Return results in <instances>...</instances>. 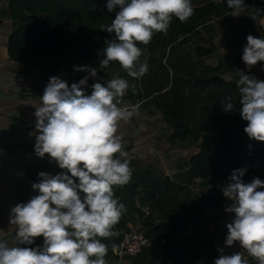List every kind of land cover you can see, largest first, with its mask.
<instances>
[{
  "label": "clouds",
  "instance_id": "obj_1",
  "mask_svg": "<svg viewBox=\"0 0 264 264\" xmlns=\"http://www.w3.org/2000/svg\"><path fill=\"white\" fill-rule=\"evenodd\" d=\"M227 6V15L234 18L250 9L264 11L245 0H227ZM106 8L115 17L100 30L115 39L106 40L100 68L118 62L133 80L149 70L138 45L148 46L156 34L166 36L174 18L186 23L195 14L191 0H107ZM246 41L241 59L250 72L264 62V37L249 34ZM73 71L87 75L71 85L60 76L50 77L41 103L33 105L35 132L29 135L35 137L34 154L41 160L47 157L60 171H40L38 182L31 185L37 194L11 208L15 233L12 245L0 240V264H108V246L102 241L119 234L114 229L126 211L114 188L127 185L133 172L120 128L138 114L139 105L120 106L129 89L135 91L128 79L95 82L88 94L89 78L98 77L97 69L74 66ZM224 79L239 90V114L247 122L249 140L264 142V80L241 70ZM222 103L224 112L233 113V103ZM247 171L232 170L222 188L231 201L224 211L232 219L213 264H249L248 257L264 264V180L246 182ZM39 238L42 244L36 243ZM237 244L239 251L225 254V248Z\"/></svg>",
  "mask_w": 264,
  "mask_h": 264
},
{
  "label": "crops",
  "instance_id": "obj_2",
  "mask_svg": "<svg viewBox=\"0 0 264 264\" xmlns=\"http://www.w3.org/2000/svg\"><path fill=\"white\" fill-rule=\"evenodd\" d=\"M254 1L256 0H251L247 5L259 9ZM247 2L248 0H245V3ZM249 34L264 37L263 11L258 14L250 9L235 18L230 15L211 18L204 28H200L198 38L191 37L177 47L174 58L183 62V67L195 63L192 69L199 74L206 72V67L218 69L217 74L223 80L226 76H235L239 70L251 74L241 59L243 47L247 42L246 37ZM7 42H2L0 39V149H2L0 152V187H2L0 240L12 245L15 226L9 222L10 210L17 203L27 202L31 196L37 194L31 185L38 182V173L46 171L54 175L60 171L55 164L48 162L47 157L41 160L34 154L35 137L29 135L35 132L36 109L33 105L41 103L40 96L43 95L50 77L60 76L71 85L87 75L86 72H74L73 67L89 66L97 69L98 77L89 78V87L86 88L88 94H91V84L106 82L116 76L126 78L130 84H135V91L130 88L120 105L121 107L139 105L138 114L130 122L121 124L124 150L128 153L132 169L145 168L154 171L160 181L169 180L170 185L175 187L172 195L165 192L160 195L161 204L158 206L160 211L154 216L150 228L173 222L172 217L175 214L185 215V217L177 215L175 220H187L181 233L169 235L155 247L145 250L142 257L126 259L123 264H197L201 260L204 264H213L214 259L219 255L217 248L224 247V239L227 235L226 224L222 223V219L226 217L232 219V214L224 211L225 205L230 204L231 201L223 196L222 191L216 196V190H222L227 183L234 164L223 163L221 168L216 169L219 175H215L214 179L208 177L195 178L191 182L187 180L186 172L189 169L187 163L190 159V157L186 158L187 150H184L178 142L169 143L172 131L166 128L167 119L162 114L163 107L157 102L153 106L150 103L151 96L147 95L150 85L140 84L149 74H155V68L159 67L160 60L164 59L165 62L169 51H161L156 45L149 44L146 47L142 45L141 60L147 62L149 70L140 80H133L127 76L118 62L111 63L107 68H100V61L104 58L103 52L100 51L90 59H76L74 56L72 58L70 53L62 61L26 57L14 62L9 58ZM200 49L209 50L210 53L201 56ZM252 70L255 74L261 75L260 62ZM5 76L10 78L7 80ZM161 155L167 162L162 161ZM193 155L195 154L191 156ZM151 157L158 162L151 160ZM244 167L248 169L243 177L246 182L259 176L258 170H261L258 163L246 161L238 166V168ZM177 185L187 188L188 192L183 190L186 194L185 198ZM200 209L204 211L198 215ZM143 211L146 212L145 209ZM138 219L139 216L128 224L129 230L125 234L140 226ZM36 243L42 244V238L37 239ZM114 249L112 246L108 249V253L114 252ZM235 251V246L225 248V254ZM106 260L108 264H112L108 254Z\"/></svg>",
  "mask_w": 264,
  "mask_h": 264
},
{
  "label": "trees",
  "instance_id": "obj_3",
  "mask_svg": "<svg viewBox=\"0 0 264 264\" xmlns=\"http://www.w3.org/2000/svg\"><path fill=\"white\" fill-rule=\"evenodd\" d=\"M254 2L259 4V0ZM106 3L107 0H9L6 10L15 26L7 42L9 58L14 62L26 57L62 61L70 53L76 59L93 58L97 51L103 52L106 40L115 39L114 34L100 30L102 25L110 24L115 17V13H108ZM191 3L195 14L188 22L180 23L174 18L168 34H156L150 43V46H159L161 51H169L166 63L170 64L168 66L175 81L171 89L163 93L167 95L171 92L172 96L160 105L164 106L162 114L172 131L169 143L178 142L180 146H185V142L191 139L199 142V152L191 156L187 163L189 182L195 178L214 179L218 174L216 169L221 168L223 163L230 162L234 164V169H238L246 161L260 165L258 177L264 180V142L249 140L244 132L247 122L239 114L240 93L235 83H226L218 76V69L206 67V72L199 74L192 69L195 63L186 68L183 62L174 58L177 47L191 37L198 38L200 28H204L211 18H222L231 12L227 0H191ZM249 3L251 0L246 4ZM1 24L0 21V27ZM200 50L201 56L210 53L209 50ZM188 62L191 63L190 59ZM262 64L264 62H260ZM176 74L183 77L185 83L176 80ZM259 79L264 80V70ZM224 101L233 103V113L223 111ZM170 183L169 180L160 181L154 171L139 168L133 169L127 185L114 188L115 197L126 206V211L114 229L119 234L102 241L108 249L119 243L129 230L128 224L137 216L145 237L157 245L169 235L184 230L187 220H175L177 215L185 217L184 213L175 214L172 217L174 221L169 224L150 228L154 216L160 211V195L164 192L172 195L175 190ZM176 187L188 192L185 187ZM221 191L216 190V196ZM203 211L200 209L198 215ZM144 252L131 259L142 257ZM108 257L112 262L117 259L113 251H109Z\"/></svg>",
  "mask_w": 264,
  "mask_h": 264
},
{
  "label": "rangeland",
  "instance_id": "obj_4",
  "mask_svg": "<svg viewBox=\"0 0 264 264\" xmlns=\"http://www.w3.org/2000/svg\"><path fill=\"white\" fill-rule=\"evenodd\" d=\"M8 2H9V0H0V21L2 22V25L0 27V39L2 40V42H7L9 35L11 34V32L13 31V29L15 27L14 24L12 23V20L9 17L7 10H6ZM72 58H73V55H72ZM168 64L166 63V60H165V62L163 61V59L160 60L159 67L157 66L155 68V71H154L155 74L154 75L149 74L148 78L143 83H140L142 85H144V84L150 85V89L148 90L147 95L151 96L150 101L153 99L150 102L153 106H154L155 102H157L160 105L161 104L163 105L165 103L166 99L168 97L172 96L171 92L168 93L167 95H163L164 92L171 89L173 82H175L173 80V77H172L173 76L172 70L169 69ZM254 72L255 71L251 69L250 75H254L256 78L259 79L260 75L258 73L255 74ZM1 77H4V76L1 75ZM5 77L7 78V80L10 78L7 76H5ZM182 78L183 77H180L178 74L175 75L176 80L179 79L180 82L185 83ZM200 87H202V86L200 85ZM197 88H199V86H197ZM164 89H165V91H163ZM183 93L184 92L182 91L181 95ZM153 97H155V98H153ZM151 104H149V106ZM162 111L164 112L165 109H163ZM165 125H166V128L171 131V127L168 124V122H166ZM188 141H186L185 146H183L184 150H187L186 153L188 155H186V158H189V157H191L192 154H196L199 152V149H198L199 142L196 141L195 139H191L189 142ZM156 158H157V156H156ZM160 158L163 159L162 161L167 162V160L164 159L163 155H161ZM151 160L158 162L153 157H151ZM0 191H2V187H0ZM222 221H223L222 223L226 224L227 222L231 221V218L226 217L225 219H222Z\"/></svg>",
  "mask_w": 264,
  "mask_h": 264
},
{
  "label": "built area",
  "instance_id": "obj_5",
  "mask_svg": "<svg viewBox=\"0 0 264 264\" xmlns=\"http://www.w3.org/2000/svg\"><path fill=\"white\" fill-rule=\"evenodd\" d=\"M258 8L264 10V0H259ZM156 245V243L149 241L145 237V234L141 231V227L138 226L124 234L119 243L115 246L114 253L117 259L112 262V264H123L126 259L135 258L144 250L153 248ZM235 249L236 251L240 250L238 244L235 245ZM245 255L247 256V253H245ZM248 259L249 264H254L256 262L251 257H248Z\"/></svg>",
  "mask_w": 264,
  "mask_h": 264
}]
</instances>
